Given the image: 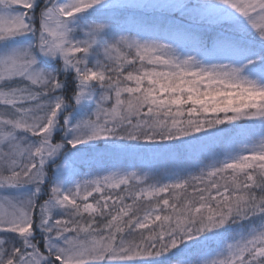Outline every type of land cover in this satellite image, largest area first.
Returning a JSON list of instances; mask_svg holds the SVG:
<instances>
[{"label": "snow or ice", "instance_id": "obj_1", "mask_svg": "<svg viewBox=\"0 0 264 264\" xmlns=\"http://www.w3.org/2000/svg\"><path fill=\"white\" fill-rule=\"evenodd\" d=\"M0 264H264V0H0Z\"/></svg>", "mask_w": 264, "mask_h": 264}, {"label": "rangeland", "instance_id": "obj_2", "mask_svg": "<svg viewBox=\"0 0 264 264\" xmlns=\"http://www.w3.org/2000/svg\"><path fill=\"white\" fill-rule=\"evenodd\" d=\"M128 3H153V2H164V0H127ZM168 2H171V0H168ZM237 144L239 143V140L236 141ZM192 174H196L198 172V168H193ZM140 171L142 173H148L149 176H154L157 179L161 178L156 171L154 170V166H142V164H137L134 162H130L129 158L126 160H122L119 163H116L115 165L107 164L101 167H89L87 163L82 165L78 168V171H80L81 176L78 178H84L85 174H96L99 172L101 175H105L110 171ZM167 182V181H165Z\"/></svg>", "mask_w": 264, "mask_h": 264}, {"label": "trees", "instance_id": "obj_3", "mask_svg": "<svg viewBox=\"0 0 264 264\" xmlns=\"http://www.w3.org/2000/svg\"><path fill=\"white\" fill-rule=\"evenodd\" d=\"M130 162H134V163H137V164H142V166H145V164H149L151 163V165L154 166V170L156 171V173L161 177H165L167 175H171V168H172V165H170L171 163H175V161L173 160H169V159H161L159 161H152L150 159H145L144 157L142 156H139V157H133V156H130L128 157ZM145 167H148V166H145ZM194 170V169H192ZM182 174H186V173H182Z\"/></svg>", "mask_w": 264, "mask_h": 264}]
</instances>
